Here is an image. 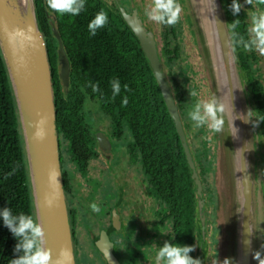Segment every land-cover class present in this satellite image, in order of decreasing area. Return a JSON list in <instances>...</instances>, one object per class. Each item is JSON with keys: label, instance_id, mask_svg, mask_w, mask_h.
Listing matches in <instances>:
<instances>
[{"label": "water", "instance_id": "95a60500", "mask_svg": "<svg viewBox=\"0 0 264 264\" xmlns=\"http://www.w3.org/2000/svg\"><path fill=\"white\" fill-rule=\"evenodd\" d=\"M188 2L193 14L195 39L199 54L204 61L203 68L211 97L222 98L226 107L230 102L232 114L236 117L232 123L238 129L234 137L230 125L231 116L227 115L224 130L218 133L219 181L215 189L217 234L214 237L216 252L218 249L216 264H236L237 255L240 257L239 264H251L252 250L260 251L264 255V248L261 247L264 244V195L262 194L264 183L261 184L255 177L247 94L221 0H211L210 5L209 0H188ZM210 7L213 8L212 11ZM130 9L131 12L127 13L120 7V15L124 24L142 46L178 133L189 167L196 201L195 259L205 264L209 231L202 183L175 108L173 95L160 64L155 35L144 25L133 0H130ZM207 21L210 24L209 33L205 26ZM18 30H23L32 37L30 41H25L23 46L19 40L10 42L9 39V34H14ZM54 35L58 45L57 74L66 96L70 65L59 36L56 32ZM0 55L17 113L33 217L44 228L46 246L52 251V264H77L62 173L52 69L46 42L38 22L35 0H0ZM41 117L45 119L47 135L43 141L37 142L32 138L33 125ZM52 168H55L58 174L59 187L55 188V191L48 179ZM53 195H55V204L52 207L46 206L45 200ZM93 245L103 255L107 264H120L113 254V243L106 233H101ZM225 247H227L226 258L222 255L226 251Z\"/></svg>", "mask_w": 264, "mask_h": 264}, {"label": "trees", "instance_id": "16d2710c", "mask_svg": "<svg viewBox=\"0 0 264 264\" xmlns=\"http://www.w3.org/2000/svg\"><path fill=\"white\" fill-rule=\"evenodd\" d=\"M35 2L39 22L38 11L41 9L38 8V1ZM221 2L223 7L224 5L226 7L225 0ZM97 7L102 9L94 0H89L87 20L80 17L74 22H69L71 16L58 15L59 38L70 65L67 96L63 93L57 72H52L58 135L68 140L70 138L75 149L84 145L87 130L83 114L84 106L88 103L97 105L107 118L126 121L134 140L132 148L142 164L149 184L155 193L157 192L158 199L165 202L163 203L167 209V220L171 222L170 243L193 246L194 251L189 255L194 258L195 192L178 133L143 50L124 22L121 21L124 31H118L114 24H107L99 29L95 36L90 34L87 26L99 12ZM226 14L230 17L229 13ZM161 27L165 29L164 43L160 47L157 44V48L161 63L164 62L167 73L172 76L178 52L176 48L169 47L167 35L169 31L174 33L176 27L162 25ZM239 29L240 25L235 29L238 34ZM53 42L52 38L47 37L50 62L56 57ZM50 64L52 69V63ZM240 71L243 72L242 75L250 73L249 91L255 99L257 109L255 116L258 117L264 134V91L257 79L251 76H254L255 71L249 61L247 63L246 59L242 60ZM112 79H119L121 83V92L115 99H112L110 85ZM89 82L98 83L99 91L93 92L88 86ZM125 84L128 85V91L124 90ZM170 89L197 167L206 203L209 201L214 203L215 187L213 183L208 186L210 181H207V177L209 180L212 177L211 170L199 159L200 154L190 142L188 111L184 104L182 88L175 82L174 85L170 83ZM124 97H127L126 106L122 105ZM62 173L67 192L66 173L63 170ZM5 207L10 208L13 215L25 213L33 216L17 113L0 55V209ZM209 212L207 225L209 224L210 233L215 237L217 234L215 205ZM69 216L72 225L70 211ZM17 242L0 219V264H8L11 259L17 257L18 253L14 252Z\"/></svg>", "mask_w": 264, "mask_h": 264}, {"label": "flooded vegetation", "instance_id": "af4514ba", "mask_svg": "<svg viewBox=\"0 0 264 264\" xmlns=\"http://www.w3.org/2000/svg\"><path fill=\"white\" fill-rule=\"evenodd\" d=\"M37 1L39 4L38 8L41 9V11H38L39 26L43 33L47 49V37L54 40L52 46L55 48L56 57L50 63H52V72L54 71L56 73L58 72V45L54 32L60 37L58 31V14L48 9L46 0ZM88 2L89 0H85V10L81 11L77 16H71L72 18H70L69 22H74L80 17L86 18V20L88 19ZM238 2L242 5L245 0H238ZM94 3L102 7V9L97 7L98 11L104 10L107 13L108 24H114L118 31H124V27L121 26V21L123 20L119 12L121 6L117 0H94ZM225 3V9L223 5L222 7L226 20L228 21L229 19L227 27L232 40L237 64L240 68L242 60L246 59L247 63L248 61L251 63L256 74L255 62L259 59V56L264 61V56L256 51L245 52L242 47L234 45L232 29L230 28V23L236 20L235 17H237L239 20L238 25H240L239 35L245 38L248 37L247 30L250 25L246 22L245 9L242 7L240 13L234 17L229 7L232 0H225ZM258 6L261 10H264V5L258 4ZM126 12L130 13L131 9ZM226 12L229 13L230 17H227L228 14ZM144 25L146 26L145 23ZM155 40L158 47H160L161 43L159 44L157 39ZM140 47L142 49L141 44ZM160 64L167 80L165 74L167 69L164 67V62L162 64L160 60ZM251 73L254 74L253 71ZM255 74L251 76L256 77ZM249 76L250 73L248 75L244 74L242 78L244 77L248 83ZM167 82L170 87L169 77ZM68 89L66 96L68 95ZM88 105L93 104L88 103L84 106L83 119L84 126H86L87 130L85 132L87 139L84 145L79 149H75L70 138L68 140V138H60L58 135L62 170L66 173L67 205L72 216L71 226L74 236L76 262L77 264H86V262L92 264L93 261L95 264H107L103 255L93 245V242L101 233H106L109 240L113 243V254L120 264H131L132 257L140 258L138 264H155V255L158 247L162 246L165 241L170 242L169 237L172 233L170 228L171 222L167 220V209L164 207L165 202L158 199L157 192L155 193L149 184L142 164L132 148L134 140L126 121L107 118L98 106L94 105L97 108L96 112L101 115L100 118L107 121L106 126H104L101 123H97L89 112H87L86 108ZM253 107L255 115H257L256 102ZM87 117H89V120H86ZM256 118L259 121L257 116ZM259 126L262 131L261 135L264 138L263 127L260 124ZM133 165L140 167L139 169L144 182L140 185L130 183L129 176L130 172L131 174L133 172ZM76 174H79L80 180L76 179ZM80 181H84V183H80ZM132 198H134V201L139 200L138 207L132 204ZM74 200L80 202V206L84 207L85 215L80 213L86 223L84 227L79 223L80 217L77 218V212L73 208V202H76ZM152 200H154L156 206L155 210H152L151 204L149 206L147 205L148 202L152 203ZM92 203H96L102 211L100 213L93 212L89 207ZM138 208L139 211H136ZM135 213L139 217L138 221L134 220ZM113 214L114 221H112ZM132 215H134V218ZM147 217H149V223H146L145 219ZM157 218L159 224H156L154 227V222ZM136 222H139V224L136 225ZM79 224L84 231L82 235L78 234L80 230ZM168 228L169 230H167ZM130 230L132 236L128 238L125 232L129 233ZM209 239L215 241L214 236L210 238V234ZM89 245H91L92 250H88ZM214 247L212 248L213 250ZM136 248L137 252L135 251Z\"/></svg>", "mask_w": 264, "mask_h": 264}, {"label": "clouds", "instance_id": "9594fccd", "mask_svg": "<svg viewBox=\"0 0 264 264\" xmlns=\"http://www.w3.org/2000/svg\"><path fill=\"white\" fill-rule=\"evenodd\" d=\"M245 3L252 6L254 0H245ZM256 4L264 5V0H255ZM211 0H209V5ZM46 5L51 12L58 15L77 16L85 10V0H46ZM230 11L233 16L240 13L242 5L238 0H232ZM211 11L213 10L210 7ZM182 6L178 0H151L145 8V16L151 22L162 26H175L180 22ZM108 24V15L104 10L96 13L93 19L88 23V30L91 35L95 36L99 29ZM239 20H233L230 23L232 29L233 44L242 47L245 52L256 51L264 56V10L254 11L250 14V26L248 28V37L240 36L235 29ZM10 42L19 40L21 46L25 41H30L32 37L23 30H18L14 34H9ZM112 99H115L121 92V83L119 79L110 80ZM89 87L93 92L99 91L98 83L89 82ZM124 90L128 91V85H123ZM190 98L197 97L198 92L195 89H188ZM122 105H127V97L122 100ZM252 110H249L250 113ZM231 116L230 125L235 137L238 129L233 126L236 117L232 114L230 102L226 107L222 98L213 96L208 99L197 100L188 111V119L192 122L195 129L205 127L212 134L220 133L224 130L225 118ZM243 119V116H241ZM244 120V119H243ZM245 121V120H244ZM247 123V122H246ZM33 140L40 142L46 138L45 119L41 117L33 125ZM191 151V150H190ZM58 174L55 168L49 172V183L55 188L59 187ZM48 207L55 204V195L45 200ZM91 210L100 213L102 209L92 203ZM0 219L3 220L13 237L18 241L14 247V252L18 253L17 257L11 259L8 264H52V251L46 246L45 231L32 215L20 213L13 215L12 210L8 207L0 209ZM264 248V244L261 245ZM194 251L193 246L180 245L165 241L159 246L155 255V264H201L199 259L192 258L189 253ZM253 259L257 264H264V255L260 251L253 252ZM228 261V260H225Z\"/></svg>", "mask_w": 264, "mask_h": 264}, {"label": "rangeland", "instance_id": "374dc122", "mask_svg": "<svg viewBox=\"0 0 264 264\" xmlns=\"http://www.w3.org/2000/svg\"><path fill=\"white\" fill-rule=\"evenodd\" d=\"M117 1L120 3V6L122 7V9H124L125 11L130 10V0H117ZM133 2L135 4L136 9L138 10L140 17L142 18L143 22L146 24V27L151 29V31L155 35V39H157L159 44L160 43L163 44L165 29H162L161 25H158L154 22L149 21L147 17L145 16V8L150 4L151 0H133ZM178 2L180 3L183 9L181 12V16H180V22L175 25L176 27L175 32L171 33L169 31L167 35L169 47L172 49L174 48L177 49L178 57L175 60L176 64L173 66V70H172L173 75L171 76L167 72H165V74H166L167 80L169 77V81L171 85H174L175 82L180 84L183 94H184V104L186 106L187 111H189L198 99L199 100L208 99V98H211L212 95H211L210 89L208 88V83L205 77V72L203 68L204 61L199 54L200 52H199L198 44L195 39L193 14H192L190 4L188 0H178ZM242 7L243 9H245L246 22L250 25V14L254 11H261V9L259 8L258 4L255 3V0L252 6L250 5L248 6V4L243 2ZM255 63H256L255 64V68H256L255 78L257 79L258 84L264 90V61L259 56V59H257ZM242 80H243L242 81L243 86L247 94L246 97L248 101V111L252 110L250 112V117L248 120H249V125H250V133H251L250 138L252 141L253 156H254V163H255L254 164L255 177L257 178V181L261 182L262 184V182L264 183V141H263L264 138L261 135L262 131L256 119V116L254 114L253 106L255 105V100L249 91V85L244 79V77L242 78ZM188 89H195L198 92V96L190 98L188 95ZM96 109L97 108L94 105H88L86 108L87 112H89V114L95 119L97 123H101L102 125L106 126L107 121L100 118L101 115H99L96 112ZM86 120H89V117H87ZM188 122H189L188 131H189L191 145L193 148L196 149L195 151L200 154L199 159L202 162H204L205 165L208 166V168H210L211 170L210 174L212 177L210 178V180H209V177H207V181H210L208 186H210L211 183H213L216 189V184L219 181V178H218L219 168H218L217 155H220V148H219L220 140L218 137V133L212 134L205 127L195 129L193 128L192 122L189 119H188ZM199 142L202 145L201 147H200ZM223 162L224 161L222 160V164ZM139 168L140 167L138 165H133L132 174L130 172V176H129L130 183L133 185H140L144 183L143 176ZM75 177L76 179L80 180L79 174H76ZM80 183H84V181H80ZM216 195L217 194L215 191L214 193L215 202L214 203H212L211 201H209V203H206L208 206V207L206 206L207 217H208V214L210 213L209 211H211V209L216 203ZM74 201L76 202H73V205H74L73 208L77 212V218L80 217L79 223L84 227L86 223L84 222L85 220H83L82 216L80 215V213L85 215V211L83 209L84 207L80 206V202H78L77 200H74ZM152 201H153L152 203L148 202L147 205L149 206L151 204L152 210H155L156 206H155L154 200ZM132 204L135 207H138L139 200L134 201V198H132ZM136 211H139V208ZM263 211H264V200H263ZM132 217L134 218V215H132ZM148 218L149 217L145 219L146 223H149ZM263 219H264V213H263ZM134 220L136 221L139 220L137 213H135ZM80 224H79L80 230L78 234L82 235L84 231ZM135 224L138 225L139 222H136ZM156 224H159L158 218L154 222V227L156 226ZM167 230H169V228ZM125 234H127L128 238L132 236L131 230L129 233L125 232ZM209 234L211 238L212 234L210 233V226H209ZM214 245L216 247V242L209 239V247H208V250L205 256V264H214V263L216 264V259L218 258L216 257V253H218V249L216 252V248L214 247ZM213 247L215 251L212 249ZM225 248H226V251H224V254H222L224 258L227 257V247ZM88 250H92L91 245H89ZM135 251L137 252V248L135 249ZM222 255L219 257L221 258ZM139 259L132 257L131 264H138ZM86 264H89V262H86ZM92 264H95V263L92 261Z\"/></svg>", "mask_w": 264, "mask_h": 264}, {"label": "bare ground", "instance_id": "6f19581e", "mask_svg": "<svg viewBox=\"0 0 264 264\" xmlns=\"http://www.w3.org/2000/svg\"><path fill=\"white\" fill-rule=\"evenodd\" d=\"M209 23H208V21H207V23H206V29L208 30V33H209ZM205 29V30H206ZM216 75H218V79L220 80V76H219V74H218V72L216 71ZM253 246V245H252ZM253 252H255V250H252V254H253ZM239 260H240V257H238V255H237V261H236V264H239ZM251 264H257V261L256 260H254L253 259V255H252V261H251Z\"/></svg>", "mask_w": 264, "mask_h": 264}]
</instances>
